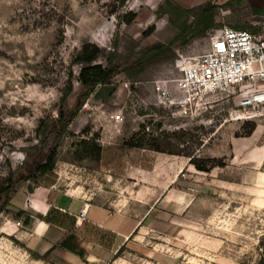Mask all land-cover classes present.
Returning <instances> with one entry per match:
<instances>
[{
  "label": "rangeland",
  "instance_id": "rangeland-1",
  "mask_svg": "<svg viewBox=\"0 0 264 264\" xmlns=\"http://www.w3.org/2000/svg\"><path fill=\"white\" fill-rule=\"evenodd\" d=\"M107 1L0 0V177L47 153L59 109L73 111L84 95L52 176L36 183L139 223L111 264H264V120L231 119L236 108L224 96L181 117L157 91L173 89L177 61L206 52L209 30L199 33L197 23L207 4L212 29L264 33V0ZM126 13L136 16L130 24ZM83 44L101 49L97 64L118 68L108 84L84 90L77 82L72 61ZM161 47L171 53L122 71ZM188 156L221 166L200 172ZM22 186L36 188L15 181L10 195ZM6 218L28 215L4 207L0 225Z\"/></svg>",
  "mask_w": 264,
  "mask_h": 264
},
{
  "label": "crops",
  "instance_id": "crops-1",
  "mask_svg": "<svg viewBox=\"0 0 264 264\" xmlns=\"http://www.w3.org/2000/svg\"><path fill=\"white\" fill-rule=\"evenodd\" d=\"M86 200L89 199L54 187L28 191L27 186H22L15 190L6 209L10 214L22 211L31 221L28 225L24 219L21 222L6 218L2 222L0 264H109L139 223H127L118 212L91 202L92 207L81 219L79 211ZM68 235L76 238L83 257L57 246Z\"/></svg>",
  "mask_w": 264,
  "mask_h": 264
},
{
  "label": "built area",
  "instance_id": "built-area-1",
  "mask_svg": "<svg viewBox=\"0 0 264 264\" xmlns=\"http://www.w3.org/2000/svg\"><path fill=\"white\" fill-rule=\"evenodd\" d=\"M178 79L173 89L161 90V103L187 117L218 96L231 99L239 121L264 120V33H251L228 25L210 29L207 50L194 58L177 61ZM120 119V116L117 118ZM92 207L86 200L78 217ZM19 225V222H16Z\"/></svg>",
  "mask_w": 264,
  "mask_h": 264
},
{
  "label": "trees",
  "instance_id": "trees-1",
  "mask_svg": "<svg viewBox=\"0 0 264 264\" xmlns=\"http://www.w3.org/2000/svg\"><path fill=\"white\" fill-rule=\"evenodd\" d=\"M46 3H49L52 0H44ZM57 1V0H53ZM84 1H95L96 3H100L102 0H84ZM119 0H108L107 3H117ZM57 3V2H55ZM165 3H170L168 0H165ZM176 11H179L178 8L174 7ZM55 7L49 10L48 13L54 14ZM213 7L210 5H206V7L199 13L198 19V28L199 33L207 32L212 29L214 25L212 11ZM49 14L46 15V17ZM135 15L132 13H126L122 16L125 24H130L134 19ZM63 34V33H62ZM166 53H171V50L166 47H161L159 49L153 50L147 54H145L142 58L136 59L135 61L128 62L123 66L122 71L126 73H130L131 71H136L150 63L154 60H160L161 57L165 56ZM102 56V51L95 45L92 44H83L80 50L77 52L76 56L73 59V64L79 66L77 82L84 90L94 89L97 85H106L110 82V80L116 75L118 68L115 66L107 65L102 66L97 64L98 58ZM72 76V73H69V77ZM85 96L83 95L81 99L75 106V109L71 112H65L63 107H61L58 111L57 118L52 120L51 125L46 130V137L54 135V140L52 145L49 147L47 153H43L39 150L36 157L33 158L32 162L28 165L26 170H23L21 173L14 175V172L9 171L6 176L2 179L0 177V214L3 211V208L6 207L9 201L10 192H13V186L15 181L21 182L24 180L32 181L34 186L41 187V184H38L39 179H45L52 176L53 171L55 169L56 157H57V149L60 145V141L62 137L65 135L67 131V127L69 123L73 120L76 115V111L81 108L83 99ZM43 127V121L39 122L38 129L40 130ZM249 131L247 136L249 137L253 131L255 130V125L253 123L249 124ZM48 134V135H47ZM42 142V141H41ZM82 145H89L88 141H81ZM41 144V143H40ZM93 150H95L96 155L99 157L101 153V147L94 142L91 143ZM134 146V145H132ZM141 145H138L140 147ZM155 150V149H154ZM189 164L193 166L196 170L204 173H209L214 167H220L221 165H208L206 161L194 159L192 156H188ZM214 164V163H212ZM46 180V179H45ZM46 187V186H43ZM28 191H32V187H28ZM24 215L22 211H19L15 214L16 218H21ZM44 221L48 220V217H38ZM31 219L25 218L23 223L28 225ZM59 248L77 254L80 257H83V252L79 249L77 245V240L73 235L66 236L60 243L57 245ZM119 249L114 255L112 260H115L118 257ZM111 264V263H110Z\"/></svg>",
  "mask_w": 264,
  "mask_h": 264
}]
</instances>
